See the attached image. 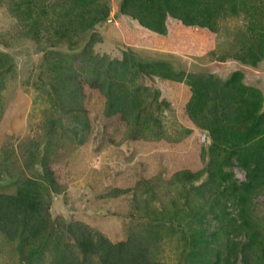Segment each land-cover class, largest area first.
Returning a JSON list of instances; mask_svg holds the SVG:
<instances>
[{
	"label": "rangeland",
	"instance_id": "rangeland-1",
	"mask_svg": "<svg viewBox=\"0 0 264 264\" xmlns=\"http://www.w3.org/2000/svg\"><path fill=\"white\" fill-rule=\"evenodd\" d=\"M17 1L0 0V52L12 66L0 91V192H13L24 177L41 174L45 160L42 165L51 170L58 186L48 207L57 231L81 222L117 243L133 230L156 226L161 263L225 264L217 262V251H224L225 257L231 246L246 241L239 203L231 199L232 182L229 190L221 195L213 191L208 200L195 195V183L171 187L169 182L177 172L196 173L206 165V135L186 114L191 98L186 82L164 79L163 67H155L150 78L138 79L154 102L146 105L147 114L158 120L162 134L151 141L132 140L120 115H104L106 100L95 84L80 79L86 127L74 123L59 103L53 105L49 95H54L55 85L47 63L64 54L63 59L69 57L75 65L72 59L94 40L91 49L99 57L120 61L130 49L134 63H163L175 77L211 74L226 82L238 73L244 87L259 91L264 113V41L252 38L249 19L241 14L221 21L217 33L199 28L179 31L178 22L169 19L168 34L159 37L119 18L120 0H102L109 16L93 28L94 36L90 31L70 32L63 40L64 33L53 25L59 12L71 11L72 0H38L37 19L44 20L38 40L13 16ZM65 1L67 7L62 6ZM53 3L60 7L53 10ZM51 62L55 64L54 59ZM49 120L57 122L60 139L43 130ZM261 137L264 140V134ZM225 171L237 184L246 181L235 161ZM201 180L207 188L219 182L211 175ZM126 190L131 191L117 193ZM245 203L251 227L264 236V189ZM22 257L18 247L0 234V264H28ZM258 261L264 264V258Z\"/></svg>",
	"mask_w": 264,
	"mask_h": 264
},
{
	"label": "trees",
	"instance_id": "trees-1",
	"mask_svg": "<svg viewBox=\"0 0 264 264\" xmlns=\"http://www.w3.org/2000/svg\"><path fill=\"white\" fill-rule=\"evenodd\" d=\"M101 1L72 0L68 5L70 12H59L53 26L61 29L60 34L64 33L62 39H68L70 32L76 34L79 31H90L93 37V28L109 16L108 6ZM13 5V16L21 26L30 27L31 38L39 40V29L44 20L38 22L37 19L38 0H19ZM62 6L67 7V1ZM51 7L56 10L60 5L53 3ZM241 14L249 19L248 30L252 38L264 41V0H120L117 12V16H125L137 28L159 37L168 34L169 19L178 22L179 31L199 28L217 33L221 21ZM188 39L187 35L184 40ZM92 44L94 40L88 43L82 55L72 59L76 60L75 65L70 63L69 57L64 60V54L59 55L60 59L52 56L48 60L50 79L55 85L54 95L51 92L49 95L52 104L59 103L61 109L70 113L74 123L81 128L86 127L82 79L97 86L106 100L104 115H120L130 139L151 141L154 137H161L162 130L158 120L147 114L146 105L154 102L138 79H143V76L150 78L156 74L157 67H163L166 70L164 79L185 81L191 90L186 114L206 135L207 145L203 149L206 165L200 172L175 173L169 181L170 186L178 187L181 182L195 183V195L208 200L213 191L221 195L224 190H229L228 183L232 182L229 185L233 192L231 199L239 203L243 220L240 226L246 241L231 246L225 257L224 251L218 250L217 262L260 264L259 258H264V236L251 227L250 215L245 211V201L257 190L264 189V140L261 137L264 134V113L259 91L244 87L242 75L238 73L226 82L211 74L175 77L163 63H134L135 54L130 49L120 61L104 59L93 52ZM53 59L55 64L51 62ZM11 67L6 55L0 52V91L3 77ZM56 123L47 121L43 130H50L48 137L60 139L61 131ZM234 161L245 172L246 181L241 184H237L233 175L225 171L233 166ZM41 163L44 165L46 161ZM42 164L41 174L24 177L17 182L13 192H0V234L18 247L23 260L28 264H163L157 259L159 240L156 236L159 232L156 226L133 230L125 241L117 243L81 222L70 223L64 226L65 230L57 231L48 207L50 195L57 191L58 186L51 170ZM206 175L217 176L218 184L207 188L201 180Z\"/></svg>",
	"mask_w": 264,
	"mask_h": 264
},
{
	"label": "crops",
	"instance_id": "crops-1",
	"mask_svg": "<svg viewBox=\"0 0 264 264\" xmlns=\"http://www.w3.org/2000/svg\"><path fill=\"white\" fill-rule=\"evenodd\" d=\"M121 17H123V16H119V18H121ZM125 17V16H124ZM119 22H120V19H118L117 20V23L119 24ZM122 25H121V28H123L126 32H128L127 30H126V27H125V23H121Z\"/></svg>",
	"mask_w": 264,
	"mask_h": 264
},
{
	"label": "water",
	"instance_id": "water-1",
	"mask_svg": "<svg viewBox=\"0 0 264 264\" xmlns=\"http://www.w3.org/2000/svg\"><path fill=\"white\" fill-rule=\"evenodd\" d=\"M106 20L104 19V21L103 22H105Z\"/></svg>",
	"mask_w": 264,
	"mask_h": 264
}]
</instances>
